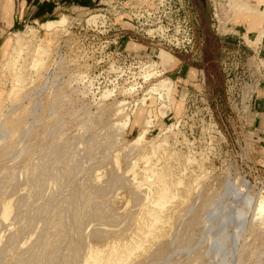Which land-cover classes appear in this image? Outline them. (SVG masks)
Returning a JSON list of instances; mask_svg holds the SVG:
<instances>
[{"label": "rangeland", "instance_id": "374dc122", "mask_svg": "<svg viewBox=\"0 0 264 264\" xmlns=\"http://www.w3.org/2000/svg\"><path fill=\"white\" fill-rule=\"evenodd\" d=\"M37 1L0 0V264H264L233 0Z\"/></svg>", "mask_w": 264, "mask_h": 264}, {"label": "crops", "instance_id": "0c3cea01", "mask_svg": "<svg viewBox=\"0 0 264 264\" xmlns=\"http://www.w3.org/2000/svg\"><path fill=\"white\" fill-rule=\"evenodd\" d=\"M4 1L6 3H9V0H4ZM46 1L49 2V0ZM90 1H94V0H90ZM109 1L110 0H107V2ZM41 2L42 1H37L33 6V10H35L36 5H39ZM50 2H52L55 5V9L58 7V2L54 0ZM233 3L234 6L236 7V12H237L236 15L238 14L242 15V17H239V19L236 21V25L234 26L235 27L234 33H237L239 35V33L243 28L246 27L248 28L246 32L247 42L251 44L255 43L256 49L254 50V53L259 57V59L263 61L264 64V0H233ZM1 5L3 6V4ZM5 7L6 10L4 9V12H9V7L8 6ZM6 14H4V16ZM6 26L9 27L8 15H7ZM255 37L257 38L255 39ZM247 95L250 100L253 96V91L248 93ZM253 102L255 104V107L258 109V111H261L257 113L261 114V118H264V89L262 88L260 89L259 96H257L253 100Z\"/></svg>", "mask_w": 264, "mask_h": 264}, {"label": "trees", "instance_id": "16d2710c", "mask_svg": "<svg viewBox=\"0 0 264 264\" xmlns=\"http://www.w3.org/2000/svg\"><path fill=\"white\" fill-rule=\"evenodd\" d=\"M92 2L93 1H90V0H73L74 4H78L80 6L89 5ZM54 10H55V5L52 2L42 1L39 5H36L33 15L34 17L39 18L46 14H52Z\"/></svg>", "mask_w": 264, "mask_h": 264}, {"label": "bare ground", "instance_id": "6f19581e", "mask_svg": "<svg viewBox=\"0 0 264 264\" xmlns=\"http://www.w3.org/2000/svg\"><path fill=\"white\" fill-rule=\"evenodd\" d=\"M231 10H232V9H231ZM232 11H233V10H232ZM232 14H233V12H232ZM217 15H218V14H217ZM217 15H216V16H217ZM167 78H168V77H167ZM170 80H171V79H170ZM161 192H162V191H161ZM162 193H163V192H162ZM161 195H162V194H161ZM161 198H162V197H161ZM163 199H164V197H163ZM163 199H162V200H163ZM157 202H158V201H157ZM155 218H156V217H155ZM106 263H108V262L106 261ZM93 264H95V263H93Z\"/></svg>", "mask_w": 264, "mask_h": 264}]
</instances>
